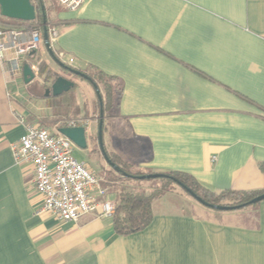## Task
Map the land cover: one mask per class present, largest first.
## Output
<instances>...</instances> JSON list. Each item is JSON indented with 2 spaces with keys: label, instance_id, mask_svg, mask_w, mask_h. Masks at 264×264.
Instances as JSON below:
<instances>
[{
  "label": "crops",
  "instance_id": "1",
  "mask_svg": "<svg viewBox=\"0 0 264 264\" xmlns=\"http://www.w3.org/2000/svg\"><path fill=\"white\" fill-rule=\"evenodd\" d=\"M59 6H46L49 28L57 31L55 56L84 74L101 72L121 88L104 117L106 154L137 173L187 174L215 193L264 188V0ZM38 54L62 76L44 45ZM34 81L44 94L51 84L38 75ZM84 82L82 99L73 88L82 117L97 106ZM29 84L22 74L8 82L0 62V264H264V201L210 216L202 205L188 210L163 195L152 204L150 225L127 236L116 235L112 219L96 213L77 222L36 214L42 198L33 168L15 164L11 151L25 131L19 120L31 123ZM34 99L45 108L40 124L51 125V103L44 95ZM122 185L115 182L107 198L115 201Z\"/></svg>",
  "mask_w": 264,
  "mask_h": 264
},
{
  "label": "built area",
  "instance_id": "2",
  "mask_svg": "<svg viewBox=\"0 0 264 264\" xmlns=\"http://www.w3.org/2000/svg\"><path fill=\"white\" fill-rule=\"evenodd\" d=\"M44 2L46 0H40ZM69 11L79 9L84 0H55ZM33 4L38 0H31ZM57 37L54 28H48L50 45ZM43 45L37 29L0 28V62L5 66L8 82H14L22 74V63H28L31 53H38ZM72 59L67 64L71 65ZM29 65V63H28ZM37 76L36 65H29ZM20 140L11 145L15 164H30L33 168V185L42 198V206L36 214H48L59 222H77L83 216L96 213L98 218H112L115 201L107 198L108 191L103 177L87 164L72 157L75 145L58 133L59 128L82 127L89 130L90 120L68 119L53 130L27 123ZM215 162V158H212Z\"/></svg>",
  "mask_w": 264,
  "mask_h": 264
},
{
  "label": "trees",
  "instance_id": "3",
  "mask_svg": "<svg viewBox=\"0 0 264 264\" xmlns=\"http://www.w3.org/2000/svg\"><path fill=\"white\" fill-rule=\"evenodd\" d=\"M34 5L36 8V17L33 22L29 23V26H27L26 29L39 30L40 36L42 38L43 19H42L41 5L38 2H36ZM47 11H48L47 8L44 6V12L46 15V26L48 29L49 20L47 16ZM28 60L34 62V64L38 69L37 75L40 77V79H42L43 82L52 83L54 80L60 77L58 74H56L55 72L49 69L46 63L40 59L38 53L29 56ZM86 75L91 79L92 83L97 86L100 92V96L102 98V109L105 117L109 112L112 111L117 99L120 97L121 88L113 78L108 77L102 74L101 72H92V74L87 73ZM96 105H97L96 108L99 113L98 100ZM50 107L53 110V118H54L52 124H55L57 122L58 123L64 122L71 118H76L78 117L79 114V109L75 104L73 89H71L68 93L62 94L57 98H52ZM91 136L93 138V141L96 142L97 144V128L95 134H92ZM97 148H98V144H97ZM107 156L112 163L117 165L123 172L129 174V172L125 169L123 165H121L120 161L116 157L110 156L109 154H107ZM110 170L111 171H109L108 175L110 177V181L112 182L113 181L116 182L117 180H123L125 182H131L132 180L134 182L138 181L135 178L133 179L123 178L120 174H117L111 168ZM259 170L264 176V162H261L259 164ZM162 174H166L174 178L179 183L184 185L186 188L190 189L197 197L201 198L204 202L211 205H220V206L243 205L249 202L250 200H252L253 198L257 197L258 195L264 193V188L259 191L224 190L215 193L199 185L198 182H196L192 177H190L187 174L178 173V172H170V173H162ZM161 181L163 183L164 188L168 184L176 185L174 182L168 179H161ZM181 190L184 193H186L183 189ZM162 195L163 193L160 190H154L149 193L146 192L145 190H140L139 188L136 187L122 186L115 200V206H116L115 213L111 218L116 235L127 236L145 230L152 221V204L154 201L162 197ZM256 205L249 207H254ZM246 208L248 207H245L243 209Z\"/></svg>",
  "mask_w": 264,
  "mask_h": 264
},
{
  "label": "water",
  "instance_id": "4",
  "mask_svg": "<svg viewBox=\"0 0 264 264\" xmlns=\"http://www.w3.org/2000/svg\"><path fill=\"white\" fill-rule=\"evenodd\" d=\"M38 3L41 5L42 10V42L44 45V48L46 50V53L48 54L49 58L63 71L68 72L71 75L77 76L84 81L88 82L92 88L95 91V94L97 96L98 105H99V116H98V124H97V144L100 151V154L105 161V163L117 174H120L123 178H135L139 181L144 180H151V179H168L174 182L177 186H179L181 189H183L192 199H194L196 202H198L203 207L210 208L215 211H222V212H233L240 209H243L245 207L253 206L256 204L261 203L264 201V193L261 195H258L257 197L253 198L249 202L243 205H237V206H220V205H211L206 202H204L201 198L197 197L190 189L186 188L184 185L179 183L174 178L166 175V174H150V175H143V176H132L130 174H127L123 172L117 165L112 163L104 149L103 144V122H104V113L102 109V98L100 96V92L95 84L92 83L91 79L84 73L68 68L66 67L54 54L52 47L49 43L48 39V31L46 26V15L44 12V6L42 5V2L38 0ZM0 16L5 19L9 20H17L22 22L31 23L35 20L36 17V8L35 5L31 2V0H0ZM30 55H34V53H31ZM36 78L35 73L33 72L32 68L28 64H24L22 66V79L25 85L33 82ZM74 88V83L66 79L65 77H58L56 80H54L49 88L45 89L44 97H59L62 94L68 93L71 89ZM58 133L71 141L75 147L81 150H86L88 147L87 144V132L82 127H76V128H59Z\"/></svg>",
  "mask_w": 264,
  "mask_h": 264
},
{
  "label": "rangeland",
  "instance_id": "5",
  "mask_svg": "<svg viewBox=\"0 0 264 264\" xmlns=\"http://www.w3.org/2000/svg\"><path fill=\"white\" fill-rule=\"evenodd\" d=\"M42 4L46 7V6H51L52 4L56 7H59V4L55 1V0H46L44 2H42ZM38 5V4H37ZM62 8V7H61ZM27 26H29V23L27 22H22V21H17V20H9V19H5L2 18L0 16V28H15V29H26ZM31 65L32 63H34L33 61H30ZM50 64H52V66L54 68H57V70L60 72V74L65 77L66 79L71 80L73 83H75L78 87L77 92H78V96L82 99L83 98V89L85 87H87L86 83L84 81H82L79 77L65 73L61 68H58V66L52 61L50 60ZM92 74V72H89ZM42 80V79H41ZM29 91L31 92V94H33L36 98V96L40 97L44 95V91H42V88L38 86V83L36 81H33L29 84L28 86ZM30 94L29 92H27V94H25V98L28 100V102L31 100V102L33 103L31 106H29V111H27V113L30 115L29 119L30 122L34 125L43 127L45 129H49L50 131L53 130L57 124H46V123H42L40 124L39 120L41 121L43 115H44V105L43 102L37 103V101L34 98H30ZM45 102L47 104L51 103V98H46ZM45 104V103H44ZM112 112H110L109 114H111ZM88 116V117H87ZM86 117H82V116H78L76 118H71V119H77V118H86L88 120H90V126H92V133L89 132V130L87 131V150H81L78 149L77 147H74L73 152H72V157L80 162V163H85L87 165H89V167L96 171L97 173L99 172V174L104 178V180L106 181L105 187L108 191V193H110L113 190V184L115 183L114 181H110V177H109V171L110 167L105 163V161L101 158V155L99 153V150L97 148V144L96 142L93 141L92 138V134H95L96 132V127H97V122H98V110L97 108L94 109L92 114H88ZM104 135V134H103ZM91 136V137H90ZM90 137V138H89ZM105 139L107 140V136H103V142L105 141ZM108 154V153H107ZM125 167V169L129 172L130 175L132 176H143L146 175L148 173H137V171H135L133 168H128L126 165L121 164ZM102 169H101V168ZM99 168L101 169L99 171ZM121 181L123 183L122 186H130V187H136L139 188L140 190H145L146 192H152L154 190H160L162 191L163 195H170L173 198L179 200V202H181V204L183 203L184 207L187 208L188 210L190 208L188 207H198L201 206L199 205L194 199H192L190 196H188L186 193H184L179 187H177L176 185L173 184H168L165 188L163 187V183L161 181V179H151V180H144V181H131V182H123V180H117L116 182ZM121 186V187H122ZM120 187V189H121ZM162 195V196H163ZM204 208L205 212L207 214H209L210 216H215L216 214H221L224 215L227 212H220V211H215L212 210L210 208L207 207H202ZM250 208V207H248ZM247 210V208H246ZM245 209H240L237 211H233V212H244Z\"/></svg>",
  "mask_w": 264,
  "mask_h": 264
}]
</instances>
